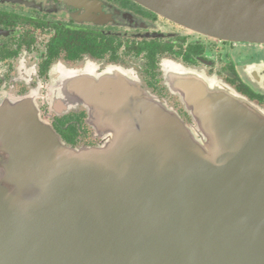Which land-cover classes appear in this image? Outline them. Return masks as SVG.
I'll return each instance as SVG.
<instances>
[{
    "label": "water",
    "instance_id": "1",
    "mask_svg": "<svg viewBox=\"0 0 264 264\" xmlns=\"http://www.w3.org/2000/svg\"><path fill=\"white\" fill-rule=\"evenodd\" d=\"M133 1L194 33L264 45V0ZM168 69L193 126L131 79L123 105L79 88L97 147L67 146L32 100L0 96V264H264V111ZM246 72L264 85V66Z\"/></svg>",
    "mask_w": 264,
    "mask_h": 264
},
{
    "label": "flooded vegetation",
    "instance_id": "2",
    "mask_svg": "<svg viewBox=\"0 0 264 264\" xmlns=\"http://www.w3.org/2000/svg\"><path fill=\"white\" fill-rule=\"evenodd\" d=\"M249 47L189 31L133 0H0V96L32 100L67 146L97 147L102 140L79 88L104 90L123 105L128 94L118 96L131 79L193 126L168 88L166 68L174 64L264 111V85L246 72L264 61L235 56Z\"/></svg>",
    "mask_w": 264,
    "mask_h": 264
},
{
    "label": "rangeland",
    "instance_id": "3",
    "mask_svg": "<svg viewBox=\"0 0 264 264\" xmlns=\"http://www.w3.org/2000/svg\"><path fill=\"white\" fill-rule=\"evenodd\" d=\"M250 46L251 47H249V49H240L238 53L236 52V55L235 53L234 55L237 57L241 55L244 56V58H247L249 54L254 53L258 58H261L262 61H264V47H260L264 45H250ZM241 56H240V61H242Z\"/></svg>",
    "mask_w": 264,
    "mask_h": 264
}]
</instances>
